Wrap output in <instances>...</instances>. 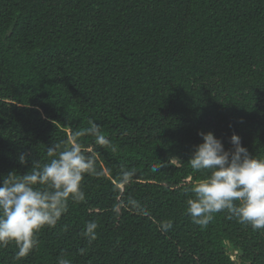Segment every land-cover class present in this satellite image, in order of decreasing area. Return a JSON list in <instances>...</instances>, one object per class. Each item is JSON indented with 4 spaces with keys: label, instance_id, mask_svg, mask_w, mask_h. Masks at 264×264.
Segmentation results:
<instances>
[{
    "label": "trees",
    "instance_id": "16d2710c",
    "mask_svg": "<svg viewBox=\"0 0 264 264\" xmlns=\"http://www.w3.org/2000/svg\"><path fill=\"white\" fill-rule=\"evenodd\" d=\"M89 121L108 142L79 138L96 168L85 200L0 264H264V230L186 214L199 132L264 158V0H0V177L48 162Z\"/></svg>",
    "mask_w": 264,
    "mask_h": 264
},
{
    "label": "clouds",
    "instance_id": "9594fccd",
    "mask_svg": "<svg viewBox=\"0 0 264 264\" xmlns=\"http://www.w3.org/2000/svg\"><path fill=\"white\" fill-rule=\"evenodd\" d=\"M198 135L203 142L194 146L187 164L203 178L188 189L186 214L194 224L206 226L215 214L227 213L230 219L253 230H264V158L251 157L236 134L231 136L232 148L227 151L213 133ZM85 136L93 137L98 144L108 142L100 126L89 121V127L74 132L70 146L56 142L47 147L48 162L33 160L25 174L12 171L0 177V248L14 244L17 260L38 246L41 230L58 224L69 202L85 200L82 181L85 175L96 172L94 157L86 153L79 139ZM18 160L25 166L28 154L21 153ZM172 160L176 159L171 158L170 163ZM161 168L154 165L151 170ZM132 176V172H126L123 179ZM98 227L96 221L86 222L81 235L89 244L97 239ZM171 227L168 222L166 228ZM57 264L72 261L62 254Z\"/></svg>",
    "mask_w": 264,
    "mask_h": 264
},
{
    "label": "water",
    "instance_id": "95a60500",
    "mask_svg": "<svg viewBox=\"0 0 264 264\" xmlns=\"http://www.w3.org/2000/svg\"><path fill=\"white\" fill-rule=\"evenodd\" d=\"M231 253H232L233 255H235V254H236V251H235V250H232ZM240 255L242 256L241 253H240Z\"/></svg>",
    "mask_w": 264,
    "mask_h": 264
}]
</instances>
